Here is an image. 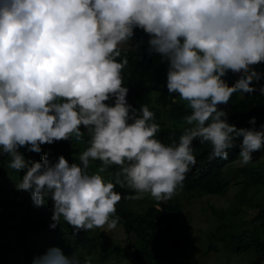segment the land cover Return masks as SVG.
Segmentation results:
<instances>
[{
  "label": "clouds",
  "instance_id": "obj_1",
  "mask_svg": "<svg viewBox=\"0 0 264 264\" xmlns=\"http://www.w3.org/2000/svg\"><path fill=\"white\" fill-rule=\"evenodd\" d=\"M137 29L148 36L146 54L164 60L168 93L190 109L178 141L163 143L154 111L127 101L123 73L143 43ZM262 63L264 0H0V155L23 172L16 188L30 192L36 207L52 201L50 228L63 220L73 235L115 232L122 198L149 194L161 209L178 189L187 191L194 141L222 160L238 148L242 166L264 149V124L257 130L251 117L252 127H237L219 107L238 92L264 95L256 87ZM228 72L241 74L231 86ZM85 135L79 164L63 155L53 162L47 152L26 160L19 151L39 154L42 145ZM91 161L100 166L90 173ZM112 166L119 169L114 182L103 175ZM117 186L135 194L123 197ZM32 264L82 261L52 247Z\"/></svg>",
  "mask_w": 264,
  "mask_h": 264
},
{
  "label": "trees",
  "instance_id": "obj_2",
  "mask_svg": "<svg viewBox=\"0 0 264 264\" xmlns=\"http://www.w3.org/2000/svg\"><path fill=\"white\" fill-rule=\"evenodd\" d=\"M136 32L138 39L143 41V43L138 45L136 49L137 53L135 52L136 50L130 53L131 62L129 68L127 66L123 73L125 86L129 89L127 101L136 108L146 104L150 110L154 111L156 116L155 122L160 125L161 129L157 134V138L163 143L168 144L171 139L178 141L185 127L178 126L176 123L180 120V116L183 115L185 117V115L190 114L185 113L186 111L181 113L178 107L181 105L184 107L187 104L181 101L178 95H170L168 93L166 79L164 78L165 71L162 73L163 67L161 61L164 62V60L158 55V58H150L146 54L148 36L142 30L137 29ZM140 52L145 55V58L139 54ZM262 65V72H264V63ZM240 75L239 73L228 72L224 79L231 86L239 79ZM140 78L141 83L135 82ZM260 86H264V79H261L259 84L256 85L257 88ZM150 92H154V98L151 97ZM153 101L155 104H153ZM109 103H112V101H109ZM219 107L228 113V122L237 127H252L249 124L251 117L256 118L255 127L257 130H259L260 125L264 124V95H261L259 91L245 94L243 97H240L239 92L235 93L227 105H220ZM159 108H164V111L161 112ZM82 131L86 132L83 128ZM87 140L88 137L85 135L84 140L81 142L73 139L54 142L51 145L45 144L41 146L42 152L39 154L29 152L25 148H20L19 151L24 154L26 160L40 161L44 153L47 152L49 153L50 160L53 162L63 155L70 164L73 162L79 164L80 155L89 146ZM193 148L197 163L187 174L182 188L191 192H205L209 195H222L231 187L232 180L236 181L241 174L244 177L250 175L248 167L256 168L258 165H256L255 159L264 154V149L254 152L255 158L252 160V163L232 170L231 172L234 177L230 179L231 181H225L223 171L240 158L239 149L229 150L228 159L222 160L212 157L210 144H200L198 141H194ZM10 160L9 156L0 155V264H32L34 255L36 256L35 247L45 244L40 241L35 242V236L41 237L43 235L47 238L46 245L51 244L49 248L59 247L67 256L75 253L83 261V253L80 252L81 241L83 239L82 232L73 235L72 231L50 228L49 219L53 214L52 201L50 199L39 209H34L33 201L30 202L28 207L18 209L8 200H14L13 194L4 189L6 177L10 172L14 171V169L8 166ZM99 166V161H91L89 172H95ZM117 171H119L118 167L112 166L103 175L105 179H111L114 182ZM19 173L23 176V172ZM252 182L257 186L264 187V174L253 177ZM115 190L120 192L123 197L135 194L131 190L121 189L119 186ZM132 200L122 198L116 206V215L120 217V224H122L126 236L124 245L121 247L122 255L126 257L129 264H155L161 252L168 251L169 247L172 248V246H178L179 244V240H176V207L171 202L167 204L161 202V209L153 205L145 213L136 214L128 211ZM241 200L247 202L245 197H242ZM231 208L232 203L226 208L214 207L217 231L220 232L225 223L230 221V214L233 213ZM12 209L21 211L16 213ZM226 217L228 220H226ZM253 223L263 232L260 235L244 232L233 236L232 239L235 243L232 248L238 252H246L254 248L257 251V257L253 264H263L264 209L257 212ZM164 242H167L165 246L163 245ZM188 264L196 263L189 262Z\"/></svg>",
  "mask_w": 264,
  "mask_h": 264
},
{
  "label": "rangeland",
  "instance_id": "obj_3",
  "mask_svg": "<svg viewBox=\"0 0 264 264\" xmlns=\"http://www.w3.org/2000/svg\"><path fill=\"white\" fill-rule=\"evenodd\" d=\"M126 44L121 47H126ZM255 69L262 72L263 65H256ZM150 95L154 98V92H150ZM244 95L240 93V97ZM153 104H155L154 101ZM159 110L163 112L164 108H159ZM178 110L181 113L185 111V113H190L187 105L179 106ZM179 118L180 120L176 123L178 126L189 127L184 123L183 115ZM254 158L253 155V160ZM263 162L264 154L255 159V163L258 165L256 168L248 167L250 175L245 177L242 174L239 175L236 181L232 180L231 187L222 195H209L201 191L187 192L178 189L172 205L176 207V240H179V244L172 248L169 247L168 251L161 252L155 264H186L189 262L196 264H253L257 257V251L254 248L246 252L233 250L232 246L235 242L232 237L244 232L259 235L263 232L255 226L253 219L259 210L264 209V187L257 186L252 182L253 177L264 174ZM237 167H243L240 158L224 169L223 178L225 181H231L230 179L234 177L231 171ZM21 180L22 175L14 170L9 173L4 183V189L13 194L15 201L8 200L18 209L28 207L32 201L30 192L17 190L16 184ZM242 197H245L247 202L241 200ZM155 202L156 200L149 194H144L143 199L132 200L128 211L143 214ZM231 203L233 213L230 214V221L226 222L219 232L216 230L217 220L214 207L226 208ZM33 207L39 209L34 203ZM12 211L19 213L21 210L12 209ZM226 220H228L227 217ZM52 223L50 218L49 225ZM56 228L72 231L71 227L63 220ZM81 232L83 235L80 246V252L83 253L82 264H129L121 252L126 237L122 224L115 232L111 233L102 229ZM38 241L45 244L35 247L36 256L34 255V257L45 254V251L51 247V244L46 245L47 238L44 235L35 236V242ZM166 244L167 242H164L163 245ZM178 250L180 251L177 252Z\"/></svg>",
  "mask_w": 264,
  "mask_h": 264
}]
</instances>
